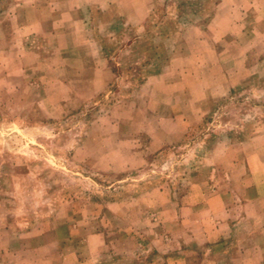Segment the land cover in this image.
Wrapping results in <instances>:
<instances>
[{"label":"rangeland","instance_id":"1","mask_svg":"<svg viewBox=\"0 0 264 264\" xmlns=\"http://www.w3.org/2000/svg\"><path fill=\"white\" fill-rule=\"evenodd\" d=\"M0 264H264V0H0Z\"/></svg>","mask_w":264,"mask_h":264}]
</instances>
